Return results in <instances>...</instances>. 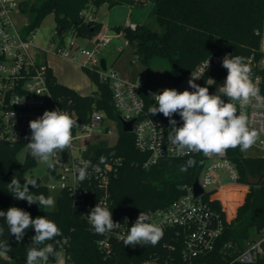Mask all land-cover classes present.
Wrapping results in <instances>:
<instances>
[{
    "label": "trees",
    "instance_id": "16d2710c",
    "mask_svg": "<svg viewBox=\"0 0 264 264\" xmlns=\"http://www.w3.org/2000/svg\"><path fill=\"white\" fill-rule=\"evenodd\" d=\"M148 0H29L21 3V12L30 16L27 26L30 32H36L43 20L54 15L56 30L64 35L73 31L78 37L89 39L103 30V24L96 22L85 24L80 18L81 11L88 5L96 11L104 5H143ZM156 20L164 28L163 32L140 26L132 31L125 26L115 27V31L125 30L130 44H136V54L142 63L148 64L154 57H165L170 62L169 79L173 83L182 82L198 64L212 53L239 55L248 58L258 52L261 32L264 29V0H156ZM91 81L97 85L96 96L81 95L76 90L58 82L52 73L51 81L54 90L73 100L78 114L87 119L94 110L105 111L109 117L117 119L112 106V92L108 85L102 83L99 75L85 69ZM219 85L227 76L222 63L213 70ZM26 145L7 143L0 139V210L18 207L29 212L32 218L47 216L54 221L61 235L54 238L56 254L50 256L47 264H53L60 250L65 253V264H245L237 260L246 243L264 228V157L246 156L240 147L229 148V154L240 171V181L247 183V175H262L261 182L251 186L245 203L239 208L236 218L229 222L225 213H221L224 230L217 239L215 248L193 260L183 256V241L175 239L176 231L168 229L155 246L145 245L134 248L123 243H115L113 252L105 255L98 246L100 234L94 233L84 212L78 209L66 192H60L56 208L29 205L24 200L15 199L7 189L13 175L21 179L36 181L37 187L29 186L33 194L50 196L49 189L39 179L28 174L37 161L29 154L23 163L19 154ZM90 152H95L104 159L120 157L124 164L111 183L113 220L123 214L135 222L140 212L162 209L184 194L183 186L192 185L203 166L199 156L181 159L165 158L146 169L143 161L146 155L135 146L132 132H125L119 126L117 144L109 146L107 141L92 145ZM193 159L195 165L186 172H181V165ZM245 188L231 187L222 193V201L229 216L235 214L242 200ZM221 212V203H213ZM3 235L0 240L8 241L7 252L13 260L1 259L0 264H26L27 251L33 245L31 237L34 229L29 228L21 242L10 236L5 219L0 218ZM175 247L172 251L169 246ZM40 247H43L41 245ZM264 264V256L255 263Z\"/></svg>",
    "mask_w": 264,
    "mask_h": 264
},
{
    "label": "built area",
    "instance_id": "2783aa9c",
    "mask_svg": "<svg viewBox=\"0 0 264 264\" xmlns=\"http://www.w3.org/2000/svg\"><path fill=\"white\" fill-rule=\"evenodd\" d=\"M22 1L0 0V139L7 143L26 145L29 142L26 137L31 135L29 121L41 116L45 110L60 108L76 119L78 124L73 128L70 162L64 163L57 153L45 186L50 192H66L74 205L87 217L97 202L110 208L111 183L124 164L122 158L104 159L97 153L90 152V147L102 141H107L109 146L117 144L119 126L124 128V123L134 121L131 132L137 150L146 155L143 161L144 168L148 169L165 158L199 156L203 160V166L196 178L202 189L200 195H195L194 184L185 185L184 194L169 206L147 210L145 213L151 217L150 222L159 225L163 232L168 229L176 231L174 238L183 241L185 259L193 260L211 252L224 230L221 213H225L223 207L220 212L213 203L223 202L221 195L227 188L250 186L240 181L239 168L230 157L229 150L209 156L200 152L179 155L168 141L171 128L168 119L162 114L152 116L149 113L150 107L155 103L149 94L158 91L148 89L145 79H134L111 69L105 58L106 69L102 68L101 55L108 45L124 38L116 46V50L123 53L130 46L125 30L110 33L103 29L93 38L84 39L93 44L92 49L79 44L78 40L83 38L78 37L75 32L71 31L63 38L56 30L58 41L51 43L54 49L44 50L35 45V32L28 31L25 36L16 23L15 14H21ZM80 18L85 24L98 22L96 7L88 5L81 11ZM125 28L136 31L138 24L128 20ZM66 36H69L68 39ZM49 54L70 60L84 69L97 73L100 81L111 89L112 106L118 116L117 119L109 117L105 111L94 110L84 120L74 108L73 100L54 90ZM223 57L212 53L182 82H172L167 88H175L181 92L185 89L193 91L188 85V80L193 75L199 77L195 81L197 84L208 87L210 94H216L221 85L217 83L213 70L222 63ZM248 63L251 66V79L258 89V96L251 98L249 104L243 107L238 101L232 102L237 105L238 112L247 117L249 129L257 133L255 142L249 147L255 150L256 154L245 155L264 157V29L261 32L260 48L248 58ZM211 79L215 83L208 85L213 83ZM91 95L96 96L95 93ZM222 99L227 102V97ZM173 118L177 121L178 127L182 125L183 121L178 114ZM76 142L86 143L78 148ZM83 166H87L88 177L80 182L76 169ZM40 182L42 183L41 179ZM246 193L244 192L243 196H246ZM114 221L120 223V227L101 235L98 242L99 249L105 255L113 252L116 242L123 243V238L132 225L127 214L119 216ZM169 249L174 251L175 247L170 245ZM263 256L264 228L258 233L257 238L253 237L246 243L237 260L252 264Z\"/></svg>",
    "mask_w": 264,
    "mask_h": 264
},
{
    "label": "clouds",
    "instance_id": "9594fccd",
    "mask_svg": "<svg viewBox=\"0 0 264 264\" xmlns=\"http://www.w3.org/2000/svg\"><path fill=\"white\" fill-rule=\"evenodd\" d=\"M222 67L227 70V76L216 94H210L208 87L197 84L195 81L199 77L193 75L188 80V85L193 91L185 89L181 92L175 88H165L149 94L155 101L149 113L152 116L162 114L168 119L171 125L168 141L179 155L200 152L209 156L237 147L243 151L256 140V131L249 129L247 117L239 113L237 105L232 102L238 101L243 107L249 104L251 98L258 96V89L251 79V66L244 57L226 53L222 58ZM211 81L213 83L208 85L215 83L212 79ZM222 97H227V102ZM177 114L183 121L179 127L173 118ZM77 124L76 119L60 108L45 110L41 116L29 121L31 135L26 137L29 141L26 144L28 154L52 169L54 165L50 162L51 159L57 153L71 149L73 128ZM195 163L193 159L187 160L185 165H181L180 171L186 172ZM76 173L78 181L83 182L88 177L87 166L78 167ZM23 181L21 183V179L13 175L7 183L8 192L15 199L24 200L30 206L37 204L40 208L55 206L53 197L33 194L29 186L36 188L35 180L25 178ZM87 217L94 233L100 235L112 232L121 225L113 220L112 210H109L106 204L98 202L88 212ZM0 218L6 220L9 234L17 242L23 240L29 228L34 229L35 235L31 237L33 246L27 251L26 264H36L38 260L47 261L50 256L56 254L54 243L46 242L53 241L61 235V231L47 216L32 218L24 209L9 207L7 211L0 210ZM150 221L151 217L147 213L140 212L123 238L124 245L155 246L162 238L163 230ZM2 235L3 229L0 228V236ZM41 245L43 247H40ZM9 250L8 241L0 240V255Z\"/></svg>",
    "mask_w": 264,
    "mask_h": 264
},
{
    "label": "rangeland",
    "instance_id": "374dc122",
    "mask_svg": "<svg viewBox=\"0 0 264 264\" xmlns=\"http://www.w3.org/2000/svg\"><path fill=\"white\" fill-rule=\"evenodd\" d=\"M25 1L27 2L29 0H23L22 2ZM155 1L156 0H148L143 5L134 6L116 5L110 7L108 4H104L98 9L97 18L103 23L104 30L109 31L110 33L115 32V27L125 26L128 20L139 24L140 26L161 33L164 31V28L161 27L156 20ZM15 20L21 29L22 34L26 36L28 33L27 26L31 20L30 16L23 14L22 12L21 14L17 13L15 14ZM34 34V43L36 46L44 50H53L54 45L51 43H57L58 41L56 36V21L54 15L46 17L39 29H37ZM68 37L69 36H66L67 39ZM122 40H124V38L115 40L104 49L103 54L101 55L107 60L111 69H115L122 74L134 79L142 78L147 80L148 89L152 91H159L171 86L172 82L168 77L170 71V62L167 58L154 57L149 61L148 64H144L141 62L140 58H137L136 44H130V46L127 47L123 53H119L116 50V46ZM78 43L87 47L88 49L93 48V44L87 40L79 39ZM48 61L51 68L57 74L58 80L61 84L75 86L78 88L77 90L81 95H91L97 91V85L91 81L84 68L71 65L69 62L51 54L48 56ZM85 143L86 142H76V146L80 148L85 145ZM242 152L248 155L256 154V151L251 148L243 150ZM26 156L27 148H24L18 156L19 161L23 163L26 159ZM59 157L64 161V163L68 164L70 162V150H65L62 153H59ZM50 162L54 164V157ZM49 171L50 169L46 163L37 161L36 166L28 175L40 180L44 175L48 174ZM243 188H245V192H247L246 196H243L233 216L228 215L224 203H221V208L223 207L225 210V215L229 222L236 218L239 208L246 201V197L250 192L251 186H244ZM58 195L59 191H51L50 196L54 198L55 206L49 209L54 210L56 208ZM254 235V237L257 238L258 234ZM64 257V251L60 250L56 256V261L53 264H62ZM41 261L42 260H39L40 263Z\"/></svg>",
    "mask_w": 264,
    "mask_h": 264
},
{
    "label": "water",
    "instance_id": "95a60500",
    "mask_svg": "<svg viewBox=\"0 0 264 264\" xmlns=\"http://www.w3.org/2000/svg\"><path fill=\"white\" fill-rule=\"evenodd\" d=\"M101 66H102L103 69H106V60L104 58L101 60ZM133 123H134V121L124 123V128H123L124 131L125 132H131L132 129H133ZM262 178H263L262 175L253 176L251 174H248L246 182L250 186H256V185H258L261 182ZM48 179H49V175L48 174L44 175L41 178V181H42L43 185L47 184ZM194 192H195L196 196H198V195H200L202 193V189L200 188V186L198 184V179H196V181L194 183Z\"/></svg>",
    "mask_w": 264,
    "mask_h": 264
},
{
    "label": "crops",
    "instance_id": "0c3cea01",
    "mask_svg": "<svg viewBox=\"0 0 264 264\" xmlns=\"http://www.w3.org/2000/svg\"><path fill=\"white\" fill-rule=\"evenodd\" d=\"M99 21V20H98ZM99 22H101V21H99ZM102 23V22H101ZM103 24V23H102ZM103 29H104V26H103ZM60 59H62V58H60ZM62 60H65V61H67V62H69L71 65H76V66H79V67H81L80 65H78V64H76V63H74V62H72V61H70V60H67V59H62ZM51 67V66H50ZM52 69V68H51ZM52 72H53V74L57 77V80H58V76H57V74L54 72V70L52 69ZM58 82H59V80H58ZM60 83V82H59ZM65 86H67V85H65ZM68 87H70V88H72V89H74V90H76L77 92H78V88H76L75 86H68ZM13 256L11 255V254H8V253H6V254H4V255H0V260L1 259H6V260H13ZM47 263V261H44V260H42L41 261V263L39 262V260L36 262V264H46ZM62 264H65V259H63V263Z\"/></svg>",
    "mask_w": 264,
    "mask_h": 264
}]
</instances>
